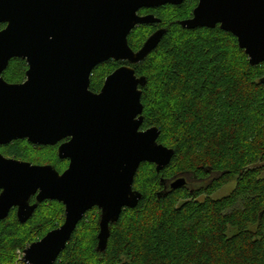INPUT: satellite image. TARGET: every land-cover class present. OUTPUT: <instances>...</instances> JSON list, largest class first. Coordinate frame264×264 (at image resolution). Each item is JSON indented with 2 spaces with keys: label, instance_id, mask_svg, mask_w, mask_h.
I'll use <instances>...</instances> for the list:
<instances>
[{
  "label": "trees",
  "instance_id": "1",
  "mask_svg": "<svg viewBox=\"0 0 264 264\" xmlns=\"http://www.w3.org/2000/svg\"><path fill=\"white\" fill-rule=\"evenodd\" d=\"M198 2L143 8L140 14L152 12L161 22L138 25L128 38L139 51L165 30L142 61L125 64L145 79L142 129H160L158 142L175 151L171 163L161 171L141 164L133 188L142 197L110 224L106 250L99 249L102 211L95 207L55 264H264V62L252 65L237 37L220 25L183 27ZM120 65L113 59L98 65L91 89ZM26 69L15 58L4 76L22 81ZM21 142L2 146L4 154L32 160ZM180 176L187 184L172 189ZM232 182L229 194L214 197ZM50 202L59 206L57 217L42 215L43 203L26 223L16 215L0 222V264H14L17 247L64 222L63 204Z\"/></svg>",
  "mask_w": 264,
  "mask_h": 264
},
{
  "label": "water",
  "instance_id": "2",
  "mask_svg": "<svg viewBox=\"0 0 264 264\" xmlns=\"http://www.w3.org/2000/svg\"><path fill=\"white\" fill-rule=\"evenodd\" d=\"M184 0H0V145L27 139L59 147L70 167L60 174L52 165L32 164L0 153V221L17 206L26 223L39 203L66 206L65 222L25 249L27 264H55L88 211H102L99 249L106 250L110 224L124 209L136 207L134 190L143 162L157 170L169 165L175 151L158 142V127L141 130L145 83L135 68L123 65L107 78L100 93L90 90L94 69L111 59L139 63L159 44L165 30L150 36L139 51L129 35L141 24L160 23L143 8ZM188 29L220 27L238 39L252 65L264 62V0H199ZM28 61V79L8 83L2 72L11 59ZM264 81V78L262 79ZM187 176L171 182L185 186ZM37 195V202L30 198Z\"/></svg>",
  "mask_w": 264,
  "mask_h": 264
},
{
  "label": "rangeland",
  "instance_id": "3",
  "mask_svg": "<svg viewBox=\"0 0 264 264\" xmlns=\"http://www.w3.org/2000/svg\"><path fill=\"white\" fill-rule=\"evenodd\" d=\"M102 67L98 68V70L95 72V77L97 79H99V71L101 70ZM21 149L24 150L25 152H27L28 154H26V157L30 156V158L35 161V162H39V163H51V164H56V165H61V163L58 161V154H57V149L56 147H43V148H35L32 144H29L27 141H22L20 144ZM0 151L2 153H4L5 148L4 147H0ZM234 182L226 185L225 187H223L222 189H220L218 192H216L214 194L215 198H220L224 195L229 194L233 188H234ZM44 203V204H43ZM45 205L44 207H41L42 209V215H52L54 214L57 217V209L59 208V206L57 204H51V202H42L39 203V205ZM39 205L38 208L39 209ZM37 209L35 210V212L37 211ZM34 212V213H35ZM33 213V214H34ZM96 214L99 215V212L96 211ZM97 215V216H98ZM93 218L95 220V218L97 216H95V211L93 213ZM32 217V216H31ZM62 216H59V219H61ZM91 219V218H90ZM89 219V221H90ZM88 221V220H87ZM58 223V222H57ZM89 224V223H88ZM33 242H26V244L22 247L19 246L16 248V250L14 251L15 255H14V261L16 264V260L19 258V256L21 255V253L24 252V250L29 247ZM85 255V254H84Z\"/></svg>",
  "mask_w": 264,
  "mask_h": 264
},
{
  "label": "flooded vegetation",
  "instance_id": "4",
  "mask_svg": "<svg viewBox=\"0 0 264 264\" xmlns=\"http://www.w3.org/2000/svg\"><path fill=\"white\" fill-rule=\"evenodd\" d=\"M144 9H146V8H144ZM142 10V9H141ZM140 10V11H141ZM150 13H152V12H148V13H142V15H145V14H150ZM154 14V13H153ZM2 24H5V27L4 28H6V26H7V23H2ZM4 28H2V29H0V31L1 30H3ZM15 58H21V57H15ZM15 58H13V59H15ZM13 59H11V61L13 60ZM21 59H24V58H21ZM25 61H26V64H27V69H26V72H25V78L22 80V81H9V80H7L6 79V77L4 76V73L9 69V65H10V63H11V61H10V63H9V65L7 66V68L2 72V77L8 82V83H11V84H14V83H23V82H25L27 79H28V77H27V71L29 70V68H30V66H29V63H28V61L26 60V59H24ZM112 60V59H111ZM114 60V59H113ZM122 62V65H120V66H123V65H128V64H125V62H127V61H121ZM124 63V64H123ZM119 66V67H120ZM118 67V68H119ZM117 69V68H116ZM115 69V70H116ZM95 70V69H94ZM111 74V73H110ZM110 74H108L105 78H104V80H103V83H102V85L100 86V88L98 89V90H93V89H91V84H92V76L94 75V71H93V73H92V75H91V83H90V90H92L93 92H95V93H100V91L102 90V88H103V86L105 85V82H106V80H107V78H108V76L110 75ZM142 125H143V123H142ZM142 125H141V130H144V129H142ZM71 140V137H66V138H64L62 141H60L59 143H57V144H55V145H38V144H34V143H32V142H30L29 140H27V139H24V140H19V141H27L29 144H32L35 148H43V147H56V149H57V154H58V158H59V162L61 163V165H56V164H51V163H39V162H35V161H33V160H27V159H18V158H15V159H18V160H22V161H28V162H31L32 164H39V165H52L60 174H63L69 167H70V164H71V159L70 158H66V157H64V158H61L60 156H59V147H60V145L62 144V143H66V142H68V141H70ZM16 141H18V140H15V141H13V142H16ZM12 143V142H11ZM2 146H4V145H0V147H2ZM0 153H2L1 151H0ZM4 156H6V157H11V156H7V155H5L4 153H2ZM11 158H14V157H11ZM2 190H0V192H1ZM50 201H57V200H47V201H45V202H50ZM37 202V195H33L31 198H30V203L31 204H34V203H36ZM59 202V201H58ZM62 204H63V206H64V217H66V206H65V204L63 203V202H61ZM18 207L17 206H15V207H13L12 208V210H11V212H10V214H9V216L6 218V219H4V220H2V221H0V222H3V221H5V220H7V219H9L11 216L13 217L14 215H16L17 216V218H18ZM19 219V218H18ZM64 222H65V218H64ZM63 222V223H64ZM62 223V224H63ZM61 224V225H62ZM60 225V226H61Z\"/></svg>",
  "mask_w": 264,
  "mask_h": 264
},
{
  "label": "built area",
  "instance_id": "5",
  "mask_svg": "<svg viewBox=\"0 0 264 264\" xmlns=\"http://www.w3.org/2000/svg\"><path fill=\"white\" fill-rule=\"evenodd\" d=\"M25 250L23 253H21V255L19 256V258L16 260V264H27V262L25 261Z\"/></svg>",
  "mask_w": 264,
  "mask_h": 264
}]
</instances>
